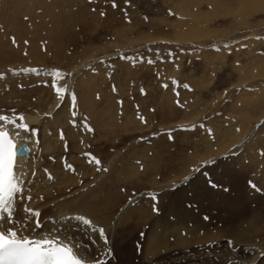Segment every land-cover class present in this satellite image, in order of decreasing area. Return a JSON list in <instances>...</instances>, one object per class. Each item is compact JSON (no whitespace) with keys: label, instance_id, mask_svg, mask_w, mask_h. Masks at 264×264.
<instances>
[{"label":"rangeland","instance_id":"rangeland-1","mask_svg":"<svg viewBox=\"0 0 264 264\" xmlns=\"http://www.w3.org/2000/svg\"><path fill=\"white\" fill-rule=\"evenodd\" d=\"M211 1L52 0L54 4L39 6L34 14L41 26L39 36L38 27L30 29L34 16L22 22L30 32L7 28L10 39L4 40L16 38L20 44L25 36L24 49L12 52L14 63L0 68V78L18 76L5 82L10 95H5L7 89L0 91L5 96L2 103H12L6 106L0 101V114L12 116L14 109L16 115L30 114L41 121L59 111L54 104V75L49 71L70 74L63 78L64 84L70 82L68 95L75 93V110L84 114L82 120L91 123L100 139L89 144L90 150L105 151L102 157L92 155L105 164L113 160L115 166L123 165L127 175L134 166L140 169V178L133 177L119 189L124 198L117 216L137 199L159 214L171 208L174 195L185 193L183 208L190 217L185 221L189 219L188 227H197L193 231L203 238L194 243L201 249H188L187 256H212L214 250L230 248L238 237L243 240H236L235 247L247 251L264 240V11L243 21L228 10L210 14ZM221 2L235 10L241 3ZM195 8L208 13V18L201 17L197 23ZM190 21L212 33L198 40L179 39L188 32ZM18 44L11 43L13 48H20ZM26 68L28 73L21 72ZM31 69L47 75L39 77L42 74L29 73ZM87 91L93 106L80 101ZM106 108H111L110 113L97 121ZM91 113L97 123L91 122ZM241 113L243 123L246 113L253 116L249 131L243 144L229 145L230 125L240 121ZM112 117L113 126L96 131ZM257 124V134L250 136ZM39 131L37 127L36 136ZM220 144L225 148L216 150ZM149 194H155L156 201ZM154 204L158 211L153 210ZM252 264H264V249Z\"/></svg>","mask_w":264,"mask_h":264},{"label":"bare ground","instance_id":"bare-ground-1","mask_svg":"<svg viewBox=\"0 0 264 264\" xmlns=\"http://www.w3.org/2000/svg\"><path fill=\"white\" fill-rule=\"evenodd\" d=\"M240 1L241 3L239 2L235 10L233 9L235 7L231 8L229 7L231 5L228 6L227 3L225 4L221 2V0H212L211 4L213 7L209 13H215L216 15L221 10H223V13L228 10V12L233 13L237 19L245 21V19L251 14L264 11V0ZM51 3H53L52 0H0V68L6 65V63L7 65L14 63L12 62V58H10L12 52L16 49L19 52L24 49L21 44L24 42L25 36L22 37V39L19 38L20 44H18L19 40L16 42L18 45H21L20 48H13L11 45L13 42L11 40H4V37L6 36L10 39L11 32H9L7 28L30 32V29L38 27L37 30H39V36L41 33L39 27L41 26L40 23L36 22L37 18L35 17L37 16L34 14L37 12L39 6H46L47 8V6L52 5ZM6 7H10L15 14L12 13L11 15L8 11H5ZM11 9L8 10L11 11ZM181 11L182 13H187L184 9ZM192 14L195 15V21L197 20V23L200 22L201 17L208 18L206 15H209L208 13L203 15L200 10H197V12H193ZM29 15L34 17L30 19L31 17H29ZM28 18L30 19L29 22H31L32 26L30 29L29 26L27 28H23L24 26H22L24 25L22 23L24 22V19L26 20ZM184 18L181 23L185 21ZM181 23L179 24V27H182ZM194 23H191L190 25L186 24L188 32H182L178 38H191V40H198L199 38L208 36L212 33V31L209 30L206 32L204 28L203 30L202 27L199 28ZM26 24L28 23L26 22ZM14 36L17 37V35ZM35 45H32L34 51L37 50L35 49ZM33 50L32 52L34 53ZM259 67H262V65ZM31 73H36L38 76L39 74H42L39 77L47 75L46 71L41 70L31 71ZM49 73L53 75L55 72L49 71ZM10 74H13L11 70ZM15 75H8L9 77L3 76L0 78V91H5L1 89L8 90L5 91V95L7 93L10 95V88H7L5 82L14 77H18ZM63 82L64 79L54 76L52 87L55 89V87L64 85ZM65 84L69 86L70 82ZM0 96L1 104H3L4 102L2 103V98L5 96L4 94H0ZM259 96H261L260 92L257 94V97ZM54 98L56 100L55 103L53 100L52 101L55 105H58L59 111L56 109L57 113H52L50 119L41 121V117L39 118L33 115L29 116L30 114H24L26 118L25 122L29 124L30 128L37 130V127H40V131L37 136L21 133L22 139L18 142V146L21 143L25 145V149L20 152L16 159L17 164L20 166L19 170H22L26 176L24 180L25 192L20 194L21 198H18V202L20 204L27 203L29 207L39 210L41 214L38 218L41 224L40 227H36L34 220L25 221L28 227L23 232L24 235L34 238H39V236L50 233H55L61 237L67 236L71 238L73 242L77 243L78 246L86 249V254H92L96 259L105 261V264H252L254 260H257L261 254H263L264 248H262V246L264 245V240L263 243L260 244H250L251 246H248L249 250L247 251L245 249L239 250L238 247H235V244L237 243L236 240H243L238 237L233 241L235 244H232V248L214 250L216 254L212 256L209 254L204 255L202 253L199 255L187 256L188 252L186 251L188 249L192 251L201 249V244L197 246L196 249L194 248V243L196 241H202L203 238L199 237L193 231V229L197 227H188L189 219L185 221L186 218H190L189 215H187L189 212L186 211L187 208H183V203H185V201H183L185 199V193L183 194L184 196L180 193L174 195L170 201L171 205L169 204L171 208L168 205L169 208H164L159 214H154L152 212V206H145L142 204L143 202L139 203L137 199L133 204L127 205L126 207L124 206L120 214L117 216L118 209L124 198L120 195L119 189H122L127 181L134 180L135 177L139 176V167H132L131 170H129L130 174L127 175L124 174L125 168L123 169V165L115 166L113 160L108 164L101 162L99 166L95 163H89L90 157L86 156L85 153L91 152V154L94 153L97 156L100 155L102 157L105 152L101 151V148H96L94 151L90 150L89 144H98L100 139L95 137L94 128L92 131L88 130V128L92 129V125L91 127L89 126L91 123L89 122L87 125V123L82 120L84 114L77 113V110L73 107L71 95H68V92L63 94L62 97L56 94ZM80 99L84 105L88 103L93 106L92 97H90L89 93L84 94L83 92ZM248 99L252 100L250 97ZM6 102L7 100L4 104L7 106ZM7 103L9 104L10 100ZM52 107H54V105H52ZM73 111L77 113L75 117L72 116ZM110 111L111 108L100 114L101 118L99 119L97 117L98 119L96 118V120H102L104 118H102V116L109 114ZM93 113H91L92 123L93 121L95 122V116H93ZM262 114L261 117L264 116V113ZM239 116L241 117L240 121H234L230 125V132L227 134V138L228 136L230 138V142H228L229 145L236 146L239 144L238 146H240L243 144V136L249 131L248 127L253 116L246 113L244 115L246 123H243V113L239 114ZM110 119L109 123V120L103 124L99 121V126L95 127L96 131L98 128V130H100L101 127L104 128L107 126L110 128L111 126L109 125L113 126L114 123L112 122L114 121V118L112 117ZM73 121L75 123H73ZM258 127L259 125L257 124V127L251 130L249 135L255 136ZM61 132L64 134L63 140L61 139ZM256 137L254 142L258 140ZM225 141H223L224 144H226ZM65 144H67V148H65ZM222 145L221 147L216 148V150L224 149L225 146L223 147ZM108 148L110 149L111 147ZM52 158L54 160H51ZM66 163L71 164L75 171L68 170L65 167ZM49 174H51L53 179L48 178ZM140 177L141 176H139V178ZM25 195H31L32 200L26 201L22 199ZM40 197H43V199H40ZM23 215L24 214L21 211L16 218L22 219ZM81 216L91 219L94 224L105 229V233L109 237L107 247H105L103 240L97 238L96 232H93L78 219V217ZM171 217H173V221L171 220ZM147 225H149V227H146ZM171 238H174L173 241H171ZM108 249H111V254L104 255Z\"/></svg>","mask_w":264,"mask_h":264},{"label":"snow or ice","instance_id":"snow-or-ice-1","mask_svg":"<svg viewBox=\"0 0 264 264\" xmlns=\"http://www.w3.org/2000/svg\"><path fill=\"white\" fill-rule=\"evenodd\" d=\"M113 7L117 5L113 2ZM103 14V13H102ZM13 43H16L13 38ZM153 63V61H149ZM29 71H35L31 69ZM54 76L63 79L70 75L56 71ZM55 87V86H54ZM167 87V85H165ZM189 88L187 84L183 85ZM56 94L60 97L69 91L66 84L55 87ZM73 107L76 106L77 97L75 93L71 94ZM13 115L0 114V264H105V261L96 259L92 254H86L87 250L67 236L61 237L55 233L45 234L34 238L26 236L23 232L27 229L26 220H34L36 227H40V212L27 205L20 204L18 198L25 192L24 180L25 173L17 164V156L25 149L24 144L18 142L22 139L21 133L36 135L37 130L30 128L25 122L24 115H16L13 109ZM72 112V116H76ZM143 120V117H140ZM19 121V122H17ZM146 122V121H145ZM73 123H75L73 121ZM92 131L91 128H88ZM61 139L64 134L61 132ZM67 148V144H65ZM89 156V163H95L97 166L101 161L91 153H85ZM68 170L75 171L71 164H65ZM49 179H53L49 174ZM251 187L259 191L255 184ZM153 201H156L155 194H149ZM22 199L31 201V195H25ZM43 199V197H40ZM154 211L158 208L153 206ZM24 214L22 219H17L19 212ZM78 219L93 232L97 233V238L103 240L105 247L109 243V237L103 227H99L91 219L78 217ZM207 219V217H205ZM10 225V226H9ZM111 249H108L104 255H110Z\"/></svg>","mask_w":264,"mask_h":264}]
</instances>
